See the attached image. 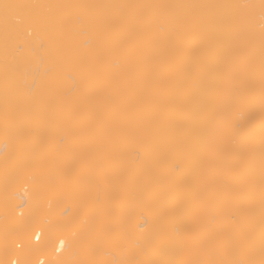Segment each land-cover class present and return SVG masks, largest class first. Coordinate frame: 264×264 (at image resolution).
Listing matches in <instances>:
<instances>
[{"label": "bare ground", "instance_id": "bare-ground-1", "mask_svg": "<svg viewBox=\"0 0 264 264\" xmlns=\"http://www.w3.org/2000/svg\"><path fill=\"white\" fill-rule=\"evenodd\" d=\"M0 213V264H264V0H0Z\"/></svg>", "mask_w": 264, "mask_h": 264}, {"label": "rangeland", "instance_id": "rangeland-1", "mask_svg": "<svg viewBox=\"0 0 264 264\" xmlns=\"http://www.w3.org/2000/svg\"><path fill=\"white\" fill-rule=\"evenodd\" d=\"M226 185H227V183H225V182H223V183H219V184L215 187L214 192L221 191V190H222L221 187H225ZM229 192H232L231 194H233L234 196H235V194H236V193H234V191H232V190H230ZM237 196H238V194H237ZM6 198H7V197H5V200H4V199H2V200L5 202V201H6ZM237 199H238V198L231 199L230 201L233 202V203H235ZM1 202H2V201H1ZM4 202H3V203H4ZM20 206H21V207H20ZM22 206H23V205H18V204H17V207L15 206V208H16V209L18 208V210L21 211L20 209L23 210V208H24V206H23V207H22ZM16 209H15L14 211H16ZM16 213H17V212H16ZM0 214H1V213H0ZM210 214H211V213H210ZM210 214L208 215V217L205 218V219L211 221L210 226H208V227H211V228H212L213 226L217 227V225H218V218H219V217H218V214H217V216H216V215L214 216V214H212V215H213V216H212V215H210ZM209 216H210V217H209ZM211 216H212V217H211ZM236 216H238V215H231V216H229L230 218H228V216H226V217L228 218V219H227L228 221L225 222V223H227V225H228L227 228H230L229 225H231V223H232L233 221H236V220H235V219H236V218H235ZM233 217H234V218H233ZM245 217H249L251 220H256V218L254 217V215L252 216V213H249V214L245 213V214L241 215V218H245ZM0 218H1V217H0ZM23 219H24V221H27L26 218H23ZM205 219H204V221H205ZM232 219H233V220H232ZM246 219H248V218H246ZM20 220L22 221V218H21ZM20 220H19V222H18V221H17V222H18V224H20L19 226H22V225H21L22 222H21ZM204 221H203V222H204ZM231 221H232V222H231ZM247 221H248V220H247ZM20 222H21V223H20ZM205 222H206V221H205ZM243 222H246V220H245V221H242V223H243ZM248 222H249V221H248ZM248 222H247V223H248ZM24 223H26V222H24ZM206 223H207V222H206ZM206 223H204V224H205V226H204L205 228H206V225L209 224V223H208V224H206ZM228 223H229V224H228ZM15 224H16V223H13L14 226H16ZM18 224H17V225H18ZM243 224H246V223H243ZM211 225H212V226H211ZM225 225H226V224H225ZM248 225H249V224H247V225H245V226L247 227ZM202 226H203V224H202ZM240 226H242V227L244 228V225H240ZM240 226H239V227H240ZM231 227H232V225H231ZM246 227H245V228H246ZM105 231H107V229H106ZM109 231H110V230H108L107 232H109ZM101 232H102V231H101ZM101 232H100V233H101ZM100 233H99V235L97 234V236H100ZM104 233H105V232H104ZM104 233L102 232V235H104ZM257 233H258V232H257ZM255 235H256V232H254V236H255ZM256 237H257V236H256ZM14 241H15V240H14ZM14 241H13V242H14ZM17 241H18V240H16L15 243H14L13 245H15V244L17 243ZM235 242H236V240H234V239H233L232 241H229L228 243H226V244H228V245L225 244L226 246L223 245L224 247L222 246V248H220V249H221L220 251L223 252L224 249H225V251H227L228 248H232V249H234V248H233L234 245H232V244H235ZM236 243H237V242H236ZM229 245H230V247H229ZM236 245H238V244H236ZM236 245H235V246H236ZM15 246H16V245H15ZM213 247H215V246H212L211 249H212ZM226 247H227V249H226ZM240 247H241V248H240ZM240 247L238 246V248H239L240 250H243V251H244V250H247V249H249V248H252V250H253L254 248H257V246H256V244H255V238H254V237H253V238L251 237V240H250V241L248 240V242H247V240H246V242L243 243ZM16 248H17V247H16ZM236 248H237V247H236ZM228 250H229V249H228ZM230 250H231V249H230ZM201 251H202V252H200V251H199V252H200V254H203V255H205L206 252H207V250H201ZM197 254H198V252H197ZM200 254H199V255H200ZM199 255H198V256H199ZM203 255H202V256H203ZM159 258H160V257H158V259H159ZM163 258H165V257H162V259H163ZM195 259H196V258H195ZM204 259H205V260H204ZM220 259H221V258H220ZM34 260L37 262V259H36V258H35ZM172 260H174V262H172V264H176V263L178 262L177 260L175 261V259H172ZM199 260H200V261H199ZM71 261H72V260H71ZM71 261L67 260V261H66V264H68L67 262H71ZM167 261H168V260H167ZM167 261H164L163 264H165V263L168 264L169 262L171 263V260H169V262H167ZM197 261H198V263H195V262H197ZM221 261H223V259H222V260H218L217 257H216V259H215V257L212 258V257L209 256V257H204V258H202V257H198V259H196V260H195L194 262H192V263H194V264H200V263H201V264H218V263L221 264V263H220ZM56 262H57L58 264H60L62 261H59L60 263H59L58 261H55L54 264H57ZM96 262H97V261H92L91 264H97ZM148 262H150V263H152V264H153V263L155 264L156 262H158V260H157V258L154 259V261H153V259H152V261H140V260H134V261L129 262V264H147ZM159 262H160V261H159ZM159 262H158V263H159ZM150 263H148V264H150ZM192 263H189V264H192ZM224 263H225V262H224ZM51 264H53V263H51ZM61 264H62V263H61ZM69 264H71V263H69ZM161 264H162V263H161ZM177 264H179V262H178Z\"/></svg>", "mask_w": 264, "mask_h": 264}]
</instances>
